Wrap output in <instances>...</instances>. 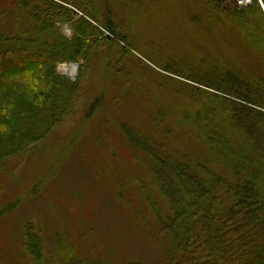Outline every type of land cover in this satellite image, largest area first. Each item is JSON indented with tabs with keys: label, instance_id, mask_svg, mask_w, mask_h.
I'll use <instances>...</instances> for the list:
<instances>
[{
	"label": "rangeland",
	"instance_id": "obj_1",
	"mask_svg": "<svg viewBox=\"0 0 264 264\" xmlns=\"http://www.w3.org/2000/svg\"><path fill=\"white\" fill-rule=\"evenodd\" d=\"M87 1L95 5L101 37L86 60L56 67L80 80L71 112L0 163V264H64L72 253L105 264L176 259L155 213L156 206L168 209L154 157L133 143V133L172 158L208 161L218 175L230 174L204 145L197 113L216 94L206 81L214 71L261 72V56L228 21L216 22L210 0ZM12 2L0 0V23ZM58 28L73 35L70 23ZM72 64L73 75L62 71ZM29 67L19 73L34 74ZM20 85L32 98L28 82ZM35 236L42 262L29 251Z\"/></svg>",
	"mask_w": 264,
	"mask_h": 264
},
{
	"label": "trees",
	"instance_id": "obj_2",
	"mask_svg": "<svg viewBox=\"0 0 264 264\" xmlns=\"http://www.w3.org/2000/svg\"><path fill=\"white\" fill-rule=\"evenodd\" d=\"M214 2L216 22L228 21L247 40L261 56L262 71L242 76L234 67L206 79L216 94L198 110L195 126L215 162L229 167L227 178L208 161L172 158L133 133V143L154 157L167 203V212L156 206L155 213L178 257L164 264H264V13L258 0L223 9ZM93 9L87 0H13L8 21L0 23V163L42 140L71 112L80 80L58 74L56 67L87 59L101 37ZM61 22L71 24V37L60 32ZM27 66L34 74L19 73ZM19 81L28 82L32 98ZM39 246L31 237L29 251L42 262ZM64 264L105 263L72 253Z\"/></svg>",
	"mask_w": 264,
	"mask_h": 264
},
{
	"label": "bare ground",
	"instance_id": "obj_3",
	"mask_svg": "<svg viewBox=\"0 0 264 264\" xmlns=\"http://www.w3.org/2000/svg\"><path fill=\"white\" fill-rule=\"evenodd\" d=\"M62 71L63 72H70V74H74L75 73V71H76V65L75 64H72L71 66H69V67H63L62 68Z\"/></svg>",
	"mask_w": 264,
	"mask_h": 264
},
{
	"label": "built area",
	"instance_id": "obj_4",
	"mask_svg": "<svg viewBox=\"0 0 264 264\" xmlns=\"http://www.w3.org/2000/svg\"><path fill=\"white\" fill-rule=\"evenodd\" d=\"M237 6H246L250 4L252 0H234Z\"/></svg>",
	"mask_w": 264,
	"mask_h": 264
}]
</instances>
